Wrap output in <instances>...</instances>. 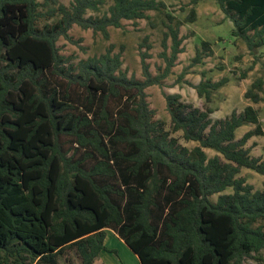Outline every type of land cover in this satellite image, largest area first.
<instances>
[{
    "label": "trees",
    "instance_id": "1",
    "mask_svg": "<svg viewBox=\"0 0 264 264\" xmlns=\"http://www.w3.org/2000/svg\"><path fill=\"white\" fill-rule=\"evenodd\" d=\"M216 1L233 35L251 52L264 47V0ZM57 3L0 0V264H62L69 248L81 264H94L106 249V229L142 264H246L264 252V187L238 176L243 167L264 175V159L245 147L263 134L259 110L249 104L214 121L212 108L165 94L173 131L198 143L180 144L154 120L146 92L170 75L184 51L175 16L167 13L166 66L157 75L144 41L143 80L122 70L123 47L114 53L111 44L75 63L57 46L61 36L72 39L74 24L109 39L110 26L148 18L165 2L115 0L100 16L89 11L105 0ZM196 17L193 7L187 21ZM201 47L195 62L213 52L208 40ZM205 74L194 87L210 101L229 79ZM263 89L258 77L245 97L258 103ZM246 124L256 127L236 139Z\"/></svg>",
    "mask_w": 264,
    "mask_h": 264
},
{
    "label": "rangeland",
    "instance_id": "2",
    "mask_svg": "<svg viewBox=\"0 0 264 264\" xmlns=\"http://www.w3.org/2000/svg\"><path fill=\"white\" fill-rule=\"evenodd\" d=\"M59 4L69 5L71 0H57ZM115 0H105L99 11H89V14L102 15L108 12ZM166 8L161 10L148 11L149 17L136 20H123L121 27H109L110 37L105 38L101 32L95 33L91 28L84 29L74 24L69 30L72 39L61 36L57 41L60 52L67 56H72L75 63L90 56L100 55L110 47L115 45L114 53L122 50V70L129 76H135L143 80L142 52L146 50L143 46L147 38V43L151 44L148 49L150 56L146 61L150 64V70L154 75L162 72L161 67L166 66L165 59L161 55L164 51V33L168 30L166 22L169 18L167 13L175 16L174 21L181 22L180 35L183 36V52L179 53L175 66L168 77L161 84L151 85L146 88L150 107L155 110L154 120L162 122L164 128L179 140L180 144L195 147L198 143L188 141L183 137L182 131H173V123L170 112L167 108L165 94L179 93L182 99L192 103L201 109L208 107L213 109L210 114L215 120L228 117L233 110L242 111L247 105L252 104L260 114L263 134L252 136L245 147L250 149L252 156L264 159V89L262 91L263 100L254 103L245 97L246 90L252 82L258 78H264V47L251 52L242 38L232 34L234 24L221 10L216 0H200L193 4L192 0H163ZM197 9V17L193 22L187 21L191 9ZM54 19L47 20L53 22ZM45 20H41L44 23ZM208 40L211 42L212 53L202 55L200 62H195L197 50L201 49V42ZM170 47L171 39L167 41ZM143 46V47H142ZM168 53L171 52L169 48ZM213 81L228 77L229 81L220 89L213 92L211 100L207 101L201 97L194 85L200 83L204 77ZM246 75L243 77V75ZM191 82L193 85L188 84ZM255 124L241 126L236 132V139H240L248 130L254 129ZM209 156L217 154L216 151L206 148ZM239 177H245L247 182L253 184L255 189L264 187V175L248 168H241ZM231 191L228 189L227 192ZM216 200L217 195L212 197ZM264 223V221H261ZM110 231V230H109ZM110 234V233H109ZM112 235L108 239V245H116ZM119 254L124 257L120 246ZM120 247V248H119ZM109 253L101 257V263H108ZM68 256L60 259L62 264H66V258H71L73 264H81L73 248L68 249ZM115 255H111V258ZM126 257V256H125ZM246 264H264V252L254 253L252 257L245 259ZM94 264H100L95 263Z\"/></svg>",
    "mask_w": 264,
    "mask_h": 264
},
{
    "label": "crops",
    "instance_id": "3",
    "mask_svg": "<svg viewBox=\"0 0 264 264\" xmlns=\"http://www.w3.org/2000/svg\"><path fill=\"white\" fill-rule=\"evenodd\" d=\"M110 230V231H109ZM107 235H106V239H105V245H106V249L102 250L100 255L96 258V263H100V264H142L140 257L129 247V245L118 235V233H116L114 230L112 229H106ZM112 235V239L114 242H116V245H111L109 246L108 243V239L110 237V234ZM115 246H120L121 247V252L122 254H124L121 258L118 248ZM119 247V248H120ZM113 250H116V252H114ZM107 253H109V258L110 260H108V263L106 262H102L101 263V257L106 255ZM111 255H115V257L111 258ZM126 256V257H125ZM95 263V262H94Z\"/></svg>",
    "mask_w": 264,
    "mask_h": 264
}]
</instances>
